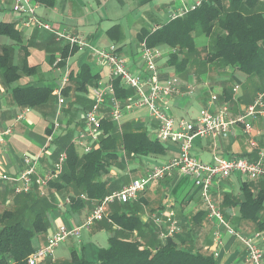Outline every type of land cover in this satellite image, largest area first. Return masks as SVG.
I'll list each match as a JSON object with an SVG mask.
<instances>
[{
	"label": "crops",
	"instance_id": "obj_1",
	"mask_svg": "<svg viewBox=\"0 0 264 264\" xmlns=\"http://www.w3.org/2000/svg\"><path fill=\"white\" fill-rule=\"evenodd\" d=\"M196 1L31 0L36 6L37 15L50 22L55 29L66 30L98 49L109 50L111 46H116L118 53L125 59L127 68L144 78L147 72L142 57V43L137 38L141 30H155L171 21L174 14L180 13L184 7ZM14 3L15 0H0V26L7 25L10 31L5 34L0 31V56L7 54V59L0 61V65L15 66L21 75L15 82L7 83L0 68V128L3 131L11 130L0 143V172L16 176L33 166L35 172L32 178L36 179L44 177L53 169L56 163L53 159L57 148L56 140L69 124L71 128H76L81 121L84 120L85 123L83 129H75L72 141L79 133L86 131L85 116L89 105L93 103V89L103 87L109 90L112 86L115 93V79L111 76V67L98 60L91 49H72L66 41H58L51 32L24 27L25 15L14 10ZM207 42L205 36L196 38L198 46ZM154 51L158 54L157 64L161 63L158 65L161 84L166 85L173 77L179 79L180 91L168 96L170 113L176 119L191 116L194 118L187 121L195 122L204 111L217 112L224 106H228L230 118H237L262 90V82L259 79L253 81L232 67L216 70L209 68L204 72L191 71L188 77H180L172 67L167 66V48L161 46L154 48ZM83 66L89 67L91 75L95 76L92 82L96 84H88L85 92L77 90V85H73L69 90L66 106L59 115L55 90L61 85L65 74H69V79L71 74L75 78ZM29 70L32 72L28 73ZM71 82L72 80H69L66 86ZM28 86L50 89L53 91L50 100L36 108L20 107L13 91L17 87ZM237 86L239 89L235 91ZM227 87L229 91L232 90L231 100L224 94ZM110 99L107 95L106 104L101 109L102 120L108 118L119 129L132 122L134 127H146L151 139L159 140V123L151 117L147 107L135 105L131 110L125 109L120 121L114 122L110 117ZM135 100L133 92L127 100L122 101V106L126 108ZM194 106L200 108L197 113L190 112ZM73 114L78 115L76 120H72ZM57 123L59 127H56ZM251 123V134H246L243 126L236 124L225 138H197L192 155L205 163L214 162L216 157L258 161L264 156V119L256 117ZM252 138L255 139L256 145L251 143ZM85 141L92 147V151L100 147V136L98 141L90 138H85ZM165 145L166 153L159 156H134L123 149L119 150L121 166L112 167L103 179L118 183L117 189L121 190L130 181L146 177L152 167L165 164L179 154V146L173 140L167 141ZM12 185L0 184V192L4 193L7 189L12 191ZM68 196L57 195V205ZM211 196L233 228L245 236H253L260 231V225L264 223V180L249 179L245 175L234 173L226 180L215 181ZM89 202L92 203L91 207L79 213L73 212L72 203H64L61 207L58 205L57 210L51 213V228L46 235L36 238L35 248L45 246L48 237L60 226L73 228L83 225L94 205L98 203L95 200ZM129 204L130 208L125 209L126 212L130 214L133 207L137 208L145 224L143 235L141 234L144 238L137 231L133 233V238L147 242L148 245L166 244L170 238L163 236L161 226H158L153 218L158 212L172 213L180 226V232L174 236L178 242L185 240L192 249H209L218 264H248L243 243L209 217L208 206L201 197L200 189L194 185L192 177L174 172L151 183L136 202ZM110 208L109 206L107 209L106 219L108 218L112 228L95 223L86 229V235L89 236L86 244L82 242L81 245L72 246L69 253L61 249L59 254L56 255L55 252L53 259L39 264L68 260L72 249L87 260L96 261L99 250L108 242L111 234L120 231L110 219ZM216 233L220 235V244L216 242Z\"/></svg>",
	"mask_w": 264,
	"mask_h": 264
},
{
	"label": "trees",
	"instance_id": "obj_2",
	"mask_svg": "<svg viewBox=\"0 0 264 264\" xmlns=\"http://www.w3.org/2000/svg\"><path fill=\"white\" fill-rule=\"evenodd\" d=\"M0 31L10 33L7 25H1ZM199 36H205L207 44L198 46L196 38ZM137 38L151 49L165 46L168 50L167 66L180 77H188L191 71L232 67L253 81L259 79L263 87L264 0H209L153 31L142 29ZM6 59L7 54L0 56V61ZM0 68L7 83L21 77L15 66L0 65ZM93 78L89 67L83 66L77 77L73 78L71 74L69 80L72 82L64 88V95L68 97L73 85L85 92L88 84H96L92 82ZM113 86L115 97L121 102L134 92L120 79H115ZM52 92L48 88L33 86L17 87L13 91L18 105L23 108L46 104ZM224 94L231 100L232 90L227 87ZM71 107L73 103L70 110ZM76 115L71 116L72 120H76ZM79 124L76 128L83 129L84 120ZM76 128L69 124L56 140L53 159L57 162L63 153L67 159L59 176L48 181L44 193L37 185L28 193L17 194L14 187L12 191H4V195L10 192L14 197L8 208L0 212V264H29V257L36 249V238L46 235L52 226L51 213L58 208L57 195L77 197L72 201L71 209L79 213L91 207L90 200L99 203L119 190L118 183L103 179L112 167L121 166L119 150L134 156H159L167 150L165 143L151 139L146 127H134L129 122L119 129L107 118L102 120L100 147L86 152L72 141ZM0 184L8 183L0 181ZM81 195L87 199H81ZM110 207V219L120 231L111 234L108 246L99 250L97 260L89 261L72 249L68 260L54 261L53 264H218L209 249H192L185 240L178 242L172 237L166 244L148 245L133 238L135 231L144 238L145 224L139 210L133 207L131 213H127L125 209L130 208L129 203H115ZM108 221L104 218L97 223L112 228ZM259 229H264V223Z\"/></svg>",
	"mask_w": 264,
	"mask_h": 264
},
{
	"label": "built area",
	"instance_id": "obj_3",
	"mask_svg": "<svg viewBox=\"0 0 264 264\" xmlns=\"http://www.w3.org/2000/svg\"><path fill=\"white\" fill-rule=\"evenodd\" d=\"M207 1L209 0H197L190 6L184 7L180 13L174 14L173 19L186 15ZM14 10L25 15L23 21L24 27L51 32L58 41H66L72 49H91L98 60L106 62L111 67L112 78L120 79L126 87L134 91L136 100L124 108L122 102L115 97L112 86H110L109 90L103 87H95L92 91L94 95L93 104L85 116L87 129L79 133L74 139L77 145L83 147L86 152L92 151V147L86 143L85 138L98 141L102 129L103 117L101 109L106 104V96L109 95L111 98L110 117L112 121L119 122L125 109L131 110L135 105L147 107L151 117L159 123L157 131L159 140L163 143L173 140L179 146V154L169 162L152 167L146 177L130 181L121 190L115 191L103 201L96 203L83 225L73 228H68L63 225L54 230L48 237L46 245L35 249L31 254L28 261L29 264H39L47 259H53L58 246L70 237L81 242L82 230L85 228L89 229L95 223L104 220L110 205L115 203L126 204L136 201L151 183L162 180L174 172L193 178L194 185L200 189L201 197L208 206L209 217L215 219L219 226L225 229L232 237L239 239L245 246L246 262L248 264H264V229H261L253 236L243 235L240 231L228 224L211 196V189L215 181L226 180L234 173H240L249 179L264 180V156L262 155L256 162H251L243 158L227 159L216 157L214 162L205 163L199 161L192 155V149L197 138H225L229 135L230 129L236 124H241L246 134H251L253 130L252 119L256 117L264 119V83L262 90L258 92L253 103L237 118H230L229 108L228 106H224L217 112L204 111L201 117L195 122L176 119L170 113L168 96L180 91L179 79L173 77L167 81L166 85L161 84L157 64L158 54L154 49L149 48L146 43L142 44V57L147 72L144 78L132 73L127 68L126 61L118 53L116 46H111L109 50L98 49L83 38L69 34L66 30L55 29L50 22L41 19L37 15L36 6L31 0H15ZM68 81L69 74L67 73L62 77L61 85L55 90L58 98L59 115L62 114L67 103L64 88ZM238 89V86L235 87V91ZM56 127H59L58 123ZM10 132V129L3 131L0 128V143L3 141L4 136ZM251 143L256 145L254 138L251 139ZM66 159L67 155L65 153L61 154L53 169L49 170L44 177L33 179L32 175L35 172V168L32 166L27 171L16 176L0 172V181L13 184L15 193L17 194L28 193L34 185H37L42 193H44L48 181L57 178L63 170ZM27 160L29 159L27 158ZM76 198L74 196H68L58 205L61 207L64 203L70 204ZM81 199L87 198L85 195H81ZM153 220L158 226H161L164 237L172 238L180 232L179 223L172 213H155ZM219 237L220 235L216 233V242L218 244H220Z\"/></svg>",
	"mask_w": 264,
	"mask_h": 264
},
{
	"label": "rangeland",
	"instance_id": "obj_4",
	"mask_svg": "<svg viewBox=\"0 0 264 264\" xmlns=\"http://www.w3.org/2000/svg\"><path fill=\"white\" fill-rule=\"evenodd\" d=\"M145 27H147V26H145ZM158 65L160 66L161 63L159 62ZM199 109L200 108H197V106H194V108L190 112L191 113H193V112L194 113H197L199 111ZM192 118H194V117L189 116L185 120L186 121L187 120H191ZM3 195H4V193H1L0 192V212L2 210H4L6 207L8 208L9 204L12 202V199L14 197V195L11 194L10 192L5 193L6 196L5 195L3 196ZM5 200H7V201H5ZM86 229H88V228L83 229L82 232H81V235H82L81 242H79L77 239L72 238V237L68 238L63 244H61V245L58 246V249H56L57 251H55L56 252V255L59 254V251L61 249H65V252L67 251V253H69L70 250H71V248H72V246L81 245L82 242L84 244H86L89 241V236L86 235V232H87ZM36 240H35V243L37 244V241ZM107 246H108V242L103 245V247H107Z\"/></svg>",
	"mask_w": 264,
	"mask_h": 264
}]
</instances>
